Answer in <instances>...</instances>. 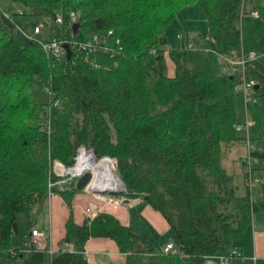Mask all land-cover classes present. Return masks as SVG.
<instances>
[{
  "label": "trees",
  "instance_id": "1",
  "mask_svg": "<svg viewBox=\"0 0 264 264\" xmlns=\"http://www.w3.org/2000/svg\"><path fill=\"white\" fill-rule=\"evenodd\" d=\"M16 1L29 14L50 19L49 39L82 41L99 34L109 48L88 58L74 48L54 55L38 39H18L0 18V261L13 256L22 264L44 260L41 250L12 249L11 237L17 232V216L29 214L49 192H57L67 205L60 249L70 244L49 264H88L85 245L90 238L113 240L124 255L122 264H204L209 257L238 249L254 213H264V68L248 60L244 73L231 72L226 59L250 51L264 55V4ZM191 2L205 12L208 29L196 30L188 45L171 46L167 27ZM71 12L79 23L76 34ZM55 16H62V23ZM53 77L59 85H45L51 89L49 101L34 102V79ZM243 81L254 82L245 102L253 137L238 134L235 127V96ZM235 141L253 145L251 166L247 159L241 163L242 191L221 158L222 144ZM79 146L92 149L97 158L116 159L124 197L143 199L163 216L175 234L172 251L158 249L106 210L75 222L73 198L82 190L74 179L57 183L60 179L50 168L55 160L71 165ZM253 181L258 183L256 195Z\"/></svg>",
  "mask_w": 264,
  "mask_h": 264
},
{
  "label": "rangeland",
  "instance_id": "2",
  "mask_svg": "<svg viewBox=\"0 0 264 264\" xmlns=\"http://www.w3.org/2000/svg\"><path fill=\"white\" fill-rule=\"evenodd\" d=\"M251 2L256 5L264 4V0H252ZM0 13L4 14L9 18L12 24L11 28L13 29L17 38L20 39L21 41H27L30 38L38 39L40 41H49L50 35L52 33V28H51L52 23L49 18L38 17L29 14V9L23 6L22 4H20L19 2H17L16 0H0ZM35 26L39 27L38 33L34 32ZM207 29H208V23L205 12L201 8H199L197 2H191L189 4L182 6L178 10L176 17L174 18L172 23L167 27V35L169 37V43L171 46L188 45L189 37L196 30L207 31ZM180 36L181 38H179ZM166 62L169 64L168 57L166 59ZM251 62L256 63L262 68H264V55L256 54V57L252 59ZM169 73L170 74L173 73L172 64L169 65ZM242 84L237 88L236 96H235L236 118L238 121L237 124H241V125L245 124L247 119L250 118L245 108V95ZM45 85H49L52 88L53 86H58L59 81L56 77H53L52 79H48V78L34 79L30 89L31 97L34 102L47 103L49 101L50 94L45 89ZM53 109H51V113ZM247 132L249 137L255 136V128L253 126L252 121L248 126V131H246L245 128L237 129V133L242 136L245 135L247 136ZM81 147L86 151L92 150V149H86L84 146H79L76 150L74 162L71 165L66 167L60 161L57 160L53 161V163L51 164L50 172L53 173L55 176H57L58 180L62 179L64 176L65 177L64 182L66 183L67 181L70 180L69 178L70 173L63 174V176H61L62 173L58 175L56 165L60 164L63 167L65 166L64 168H68L73 164H75L78 151L79 149H81ZM221 151H222L221 158L223 164L225 165L228 171L234 174L235 181L239 185V191H242V187H243L242 176L244 174V168L242 167L241 163L242 160L248 157L246 143L239 141H235L230 144L224 143L222 144ZM94 156L95 159L97 160L102 158H109V160L115 159L109 156L97 158L95 153ZM251 161L253 162V159ZM112 165L113 166L111 167H113L112 168L113 174L118 179V181L122 183L119 175L117 174L116 159H115V163L114 161L112 162ZM96 169H99V167H96ZM77 178L78 177L76 176L73 177L75 182ZM95 179L96 176L93 175L92 180L89 182V184L86 187V190L84 189L82 191L77 192V194H80L83 193V191H85L88 192V194H91L93 198L92 204H94L95 206L100 207V205L106 203L101 201L98 195L104 197L111 196L113 199H117V201L123 198L127 199L128 201L133 200L124 197V194L121 196L118 194L93 193L92 191H88L91 189V187L95 185ZM263 181H264V176H263ZM251 188H252V194L256 195L258 191V183H256V181H253L251 184ZM54 194L60 196L57 192H55ZM59 201L63 204V206H65L66 203L64 201L61 200ZM128 201L122 200L120 203H122L121 205L126 210V215H127L126 218L129 222V225L132 227L134 231L151 239L158 249L162 248V246L166 241L172 242L174 243V245H176L174 231L168 226H167V230L161 231V229L157 226L156 221L152 217L153 214L151 213L145 214L147 213L146 210L149 208L153 212L157 213V215H159L161 219H163L161 214L158 213V211L156 212L143 199H138V201L135 200L136 203L133 206H129ZM52 217H53V209L52 207L49 206L48 200L43 201V203H37L32 208L31 212L27 215L19 214L17 216V232H15L11 237V248L18 251H25L28 248L29 240H30V231L33 227L44 230L47 234V237L44 238V241L48 242ZM242 238L243 237H241L239 241H241ZM240 256H232L231 258L235 257V259H238ZM0 264H22V259L19 256H13L10 258H6L3 261H0ZM40 264H49V257L47 253H45L44 260ZM107 264H110L109 261H107Z\"/></svg>",
  "mask_w": 264,
  "mask_h": 264
},
{
  "label": "crops",
  "instance_id": "3",
  "mask_svg": "<svg viewBox=\"0 0 264 264\" xmlns=\"http://www.w3.org/2000/svg\"><path fill=\"white\" fill-rule=\"evenodd\" d=\"M130 199L132 200V198ZM138 199L140 198H133L132 201L127 200L129 203L128 205H135V200L138 201ZM46 200H48L49 206L53 209L54 217L51 219L49 239L51 240L52 246L54 248H58L61 246L59 245V239L63 235L64 223L68 218L69 211L66 204L63 206V204L59 201H64L61 196L54 194L50 197V199L46 198ZM122 200L126 201L124 198L119 199L118 201L117 199H113V201L110 203H104L100 205L99 210L111 212L117 216L122 223L129 225V222L126 218V210L121 205L122 203H120ZM92 203V195L88 194V192L83 191V193L75 194L72 206L73 218L75 222H81L83 218L88 215L89 207ZM146 212L147 213L145 214H153L152 217L156 221L157 226L161 229V231L167 230V226L169 227V225L162 215L161 216L163 219H161L157 213L153 212L149 208L146 210ZM38 230L47 235L44 230ZM242 237L243 238L241 241H237L238 250L240 251L241 256L238 259H235V257L230 258L223 264H264V213H254L252 223L247 228ZM168 242L169 241H166L164 245ZM85 255L88 264H107V261H109L110 264H122L125 261L124 255L118 251L115 242L109 238H90L85 245ZM221 263L222 262L219 257H209L204 262V264Z\"/></svg>",
  "mask_w": 264,
  "mask_h": 264
},
{
  "label": "bare ground",
  "instance_id": "4",
  "mask_svg": "<svg viewBox=\"0 0 264 264\" xmlns=\"http://www.w3.org/2000/svg\"><path fill=\"white\" fill-rule=\"evenodd\" d=\"M71 13H73V12H71ZM71 13H70V15H71ZM74 22H76V20ZM74 22H72V20H71V23H74ZM110 34H111V31H108V35H110ZM96 35H97V40L95 41V45H96L95 49H84V48H74V49L84 52L86 58H88L91 55H96V53L99 51L106 52L109 48V46H107L108 43L106 42L105 38H100L99 34H96ZM90 40H93V34L90 35L88 39L82 40L81 42L85 43V42L90 41ZM64 45H63V47H64ZM42 46L47 53H52L51 51H47L45 49L44 43H42ZM71 51H72V49H70V53H71ZM52 54H54V53H52ZM62 54H68V53L64 49V51L59 55H62ZM233 59H235V58H233ZM244 69H245V65L241 66L239 68V71L244 73ZM228 70H229V68H228ZM242 85H243V89H244L245 102H246L248 99L249 92L252 90V83L243 81ZM45 89L49 92L50 96H52L50 87L45 86ZM57 104H58L57 99L54 100V102L52 104H50L49 109H48L49 115H50L52 107H56ZM49 122H50V120H48V124H49ZM238 125H240V124L235 125L236 129L239 128ZM113 161L115 163V159H112V160H109V159L96 160L92 150L86 151V150L82 149V147H81V149H79V151H78V155H77V159H76L75 164H73L72 166H70L68 168H64L65 166L63 167L60 164H57L56 167H57L58 175H60L62 173L61 176H63V174H69L70 173V176H71V177L69 176L70 179H73V177H75V176L79 177L85 171L91 172L92 175H91L90 181L92 180L93 175L96 176V179H95V185L93 187H91L90 190L94 193H100L101 190L115 188V187L117 188L120 186V182L118 181V179L115 177V175L112 172L113 167H111V166H113L112 165ZM58 166H59V169H58ZM96 167H99V169H96ZM64 180H65V177L63 176V179H60L59 182H57V183H62V182H64ZM51 185H53V183H49V186H51ZM53 194L54 193L49 192L47 198L50 199V197ZM30 233H31V231H30ZM46 237H47V235H44V238H46ZM32 240H33V238L31 237L29 240L28 247H32L36 250H41L44 253H47L50 257H53L56 254V252H58L60 250H66V249L70 248V244H64V246L61 247V249H60V247H58L59 249L54 248L52 246L50 239L48 240V242H45L41 247H37L33 244Z\"/></svg>",
  "mask_w": 264,
  "mask_h": 264
},
{
  "label": "built area",
  "instance_id": "5",
  "mask_svg": "<svg viewBox=\"0 0 264 264\" xmlns=\"http://www.w3.org/2000/svg\"><path fill=\"white\" fill-rule=\"evenodd\" d=\"M255 15L257 16V14L255 13ZM72 22H74L76 20V15L74 13H71L70 15ZM54 21L56 23H62V16H55ZM34 32L38 33L39 32V27L35 26L34 27ZM97 40V35L93 34V40L87 41L85 43L81 42V40H77V39H71V38H57V37H53L51 39H49V41H41L42 43H44V47L47 51H51L52 53H54L55 55H59L64 51V44H68L70 49L72 48H84V49H95L96 45H95V41ZM117 42H119V40H117ZM256 57L255 52L250 51L247 55H242L240 57H237L235 59H226V61L229 63V70L231 72L234 71H238L239 68L241 66H244L248 60H252ZM252 84H254L253 81H251ZM251 122V119L248 118L245 124H240L238 125V127L241 128H245L246 131H248V126ZM253 149V145L251 144H247V151L249 152L250 150ZM247 164L250 167L252 162H251V157L248 156L247 158ZM100 198L101 201L103 202H112L113 198L111 196L108 197H104V196H98ZM99 210V207L95 206L94 204H91L89 207V213L87 216H94L96 215L97 211ZM44 233L36 228H33L31 230L30 233V238L32 237L33 240V244L37 247H41L45 241H44ZM174 248L172 243H166L163 247V251L164 252H170L172 251ZM16 251L12 252V255H16ZM232 256H240V252L238 251L237 248H233L228 254L220 256L221 259V264H223L224 262L228 261ZM49 261H51V258L49 255Z\"/></svg>",
  "mask_w": 264,
  "mask_h": 264
},
{
  "label": "water",
  "instance_id": "6",
  "mask_svg": "<svg viewBox=\"0 0 264 264\" xmlns=\"http://www.w3.org/2000/svg\"><path fill=\"white\" fill-rule=\"evenodd\" d=\"M0 18L2 19V21L4 22L5 25L9 26L10 28L12 27V24L9 20V18L7 16H5L4 14L0 13ZM78 27H79V23L78 22H74L71 25V29H72V33L76 34L78 32ZM64 49L66 50V52L69 54L70 53V48L68 44L64 45ZM94 153V152H93ZM91 172L89 171H85L82 175H80L76 181V189L78 190H86L87 184L89 183L90 179H91ZM91 191V190H88ZM94 193V192H93ZM100 193H109V194H118V195H123L125 193V187L123 186L122 183H120L119 187H115V188H110V189H104L101 190ZM127 201V199H126Z\"/></svg>",
  "mask_w": 264,
  "mask_h": 264
},
{
  "label": "clouds",
  "instance_id": "7",
  "mask_svg": "<svg viewBox=\"0 0 264 264\" xmlns=\"http://www.w3.org/2000/svg\"><path fill=\"white\" fill-rule=\"evenodd\" d=\"M122 196V195H121Z\"/></svg>",
  "mask_w": 264,
  "mask_h": 264
}]
</instances>
